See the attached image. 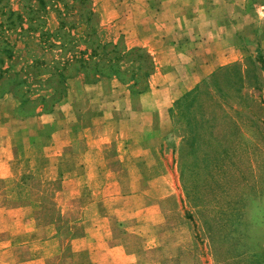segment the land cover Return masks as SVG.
I'll list each match as a JSON object with an SVG mask.
<instances>
[{
	"label": "rangeland",
	"instance_id": "rangeland-1",
	"mask_svg": "<svg viewBox=\"0 0 264 264\" xmlns=\"http://www.w3.org/2000/svg\"><path fill=\"white\" fill-rule=\"evenodd\" d=\"M123 1L47 0L42 7L36 0H10L25 18L34 17L24 28L14 25L3 30L13 45L11 58L0 41V57L4 58L0 69H9L0 79V92L10 79L17 95L30 98L21 107L13 94L19 114L23 111L27 117L44 106L53 110L68 96L69 89L82 90L83 82L78 78L85 82L86 78L81 73V58H87L97 42L102 46L117 44L115 48L105 46L103 53L121 66L124 81H136L134 89L148 90L151 84L160 87L167 78L180 73L177 66L171 65L172 60L167 59L166 67H161L159 58L155 59L146 47L132 45L150 36H139V32L153 30L158 18L155 0ZM251 3L264 6V0ZM91 8L96 13L89 19ZM6 19V15H0V21ZM239 44L242 52L237 60L189 84L186 92L201 89L194 100L185 101L179 109L175 106L177 99L173 102L171 108L178 113L175 117L169 115V130L160 133L151 150L142 142V162H117L124 185L134 182L125 188L138 191L134 198L104 195L103 191L72 194L69 182L58 177L56 168L69 171L67 149L58 155L54 149L44 147L41 150L44 155L49 153L48 162L41 160L40 168L24 155L22 167L21 153L14 146L13 174L0 177V260L42 254L47 255V264L63 262L67 254L74 253L70 239L86 232L83 220L90 215L99 221L101 218L107 225L102 228L103 235L112 237L114 244L128 253L112 264H264V47L259 36L241 38ZM68 60L70 64L60 75L57 68ZM114 79L108 87L114 91L109 101L133 94L126 83ZM86 93L87 98L78 101L76 124L82 120L90 123L92 117H98L95 108L101 104L93 99L100 95V88L91 87ZM1 103L0 122L4 123L6 111L14 102ZM108 121L103 123H109L116 138L117 121ZM159 121L154 119L155 127ZM10 126L17 131L13 140L18 145L29 142L31 133L22 134V124L16 118ZM51 139L46 132L43 145ZM104 152L108 156L118 154L114 145ZM32 154L35 152H26ZM113 163H105L106 168L116 171ZM129 169L134 178H126ZM110 179L92 178L89 182L98 188ZM89 205L93 209H87ZM56 230L59 242L38 240ZM84 258L78 257V262ZM108 259L107 263L112 261Z\"/></svg>",
	"mask_w": 264,
	"mask_h": 264
},
{
	"label": "crops",
	"instance_id": "crops-1",
	"mask_svg": "<svg viewBox=\"0 0 264 264\" xmlns=\"http://www.w3.org/2000/svg\"><path fill=\"white\" fill-rule=\"evenodd\" d=\"M125 1L127 0L123 3ZM159 2L160 0H155L158 18L154 22L153 30L148 33L139 32V36H150L138 39L132 45L146 47L155 59L159 58L161 67H166L167 62L164 61L167 59L172 60L171 65L177 66L180 73L172 76L171 79L167 78L160 87L151 84L150 89L139 93L138 96L129 93L122 97L114 96L116 100L113 102L109 101V96L114 91L109 90L108 87L116 79L102 78L96 83H87L79 77L78 79L83 82L82 90L69 89L68 96L59 101L52 111L39 112L27 117L18 113L19 105L16 97L13 94H6L0 98V103H14L6 111L8 115L6 121L0 122V138H4L0 141V149L4 150V154L0 155V177L13 174L11 161L16 159V151L13 152L14 146L19 148L20 160L24 155L31 157L33 164H39L40 168L42 166L40 161L45 159L48 162L46 157L49 155V153L44 155L42 148L54 149L55 154L58 155L63 154L67 149L69 171L66 173L59 166L56 168L58 177L69 182L70 193L87 195L103 191L104 195L122 197L126 194L127 197L134 198L138 191L125 190L134 182L124 185L118 169L120 164L117 162L128 165L142 162L140 158L142 142H146L149 151L161 137L160 133L164 134L169 130V110L173 102L190 89V83L199 82L218 66L237 60L242 52L239 44L241 38L259 36L261 45L264 47V6L252 5L251 0H163V4ZM164 44L166 46L162 47ZM168 51H170V57ZM186 52H192V54ZM157 64L159 65V62ZM182 67L186 70L182 71ZM91 87L100 88V95L93 99L94 102L101 104V107L95 108L99 111L98 117L96 119L92 117L90 123L82 120L81 123L76 124L79 121L76 112L78 101H82L84 97L87 98L86 92ZM110 103H113L112 108ZM13 118L22 124V134L27 131L31 133L28 143L18 145L13 140L14 134L17 133L10 126ZM155 118L161 120L156 127L154 126ZM54 119L58 121L55 122ZM106 119H109L108 122L113 119L117 121L119 134L116 133V138L112 136L113 129L109 123H103ZM33 125H37V128L33 129ZM46 132L52 139L50 143L43 145L42 141ZM32 135L35 136L32 137ZM113 145L118 154L108 156L104 151ZM27 151L35 152V154L28 156ZM59 161L62 160L58 159ZM110 162H114L116 171L106 168L105 163ZM93 163L94 169L91 168ZM20 165L22 167L25 165L24 160L20 161ZM132 174L129 169L126 178H132ZM110 177V181L103 186L101 184L104 182L99 184L98 188L96 184L89 182L92 178ZM90 207L92 205H89L87 209ZM150 208L148 207V211ZM132 210H134L133 207ZM86 217L83 220L86 223V232L70 239L74 253L67 254L63 262L58 264H112L120 260L122 254H128L114 244L112 237L106 238L103 235L102 228L107 225L101 221V218L99 221L98 218H92L90 215ZM38 240L47 243L59 242L60 233L56 230L51 236L38 238ZM82 255L85 256L84 260L78 262V257ZM46 256L21 254L17 255L13 261L0 260V264H47L44 259ZM108 258H112L109 263H107L110 261Z\"/></svg>",
	"mask_w": 264,
	"mask_h": 264
},
{
	"label": "trees",
	"instance_id": "trees-1",
	"mask_svg": "<svg viewBox=\"0 0 264 264\" xmlns=\"http://www.w3.org/2000/svg\"><path fill=\"white\" fill-rule=\"evenodd\" d=\"M38 1V3L40 4V6L45 7L47 4V0H36ZM41 9V8H40ZM90 12V16L89 19H91L92 16L95 15V11L93 8H91ZM0 15H6V21L7 22H3L2 20L0 21V41L3 43V49L7 54L8 58H11L13 56V45L11 44V41L8 40V38L3 34V30L4 29H8V28H12V26L14 25H19L20 28H24V24L26 22H28V24L30 25L31 22H29L30 20L32 21V19H34V17L30 18H25L23 13L19 10L14 9L11 6V2L10 0H0ZM62 23V22H61ZM63 25H60V28H62ZM107 45H111L113 48H115L117 46V44H113V43H109V44H104V46H102V44L100 42H97V47L92 48V52L87 56V58H81L80 65L81 68L83 69L81 71V73L84 74L85 78H86V82L87 83H96L99 80H101L102 78H118L120 79V81H122L123 83H126L129 87V89L133 92V94L135 93H143L144 91L147 90L148 87L143 88V89H134L133 85H135L136 81L133 80V82H128V81H124L123 77L121 76L122 74V68L121 66H118V64H116L115 62H113L112 60L114 58H109L107 56L104 55L103 51L105 46ZM102 47L99 49V47ZM0 61L4 62V58L0 57ZM70 64V61H65L63 67H59L57 68L60 72L59 74L63 75L62 70L65 69V67L67 68V64ZM237 64H233L231 65L232 67H235ZM80 66H78L79 68ZM7 70H9L8 68H1L0 69V79L5 78L6 72ZM10 79H7L4 83L3 86L4 88L1 90L0 92V98L5 96L6 94H14L16 96H18L19 100H20V104L21 107L25 104L26 101L30 100V98H25L24 96H19L17 95L16 91H15V87L12 86V84H10ZM200 87H196L188 92H186L181 98L177 99L175 102V106H178L177 109H179L182 104L185 101L188 100H194L199 94H200ZM60 99V98H59ZM57 99V101L59 100ZM54 106V105H53ZM43 107V105H42ZM174 107L170 109V114L172 117H175L176 114L178 112H176V110ZM52 111V109H47L45 108V106L43 107V109L41 111L38 112H33L29 115H33V114H37L39 112H50ZM20 115L22 116H26V114L23 113V111H20ZM189 138H187L186 140H188Z\"/></svg>",
	"mask_w": 264,
	"mask_h": 264
}]
</instances>
